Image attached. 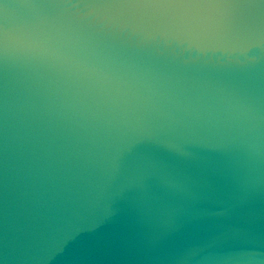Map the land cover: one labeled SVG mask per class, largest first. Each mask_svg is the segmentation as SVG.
I'll use <instances>...</instances> for the list:
<instances>
[{
    "label": "water",
    "instance_id": "obj_1",
    "mask_svg": "<svg viewBox=\"0 0 264 264\" xmlns=\"http://www.w3.org/2000/svg\"><path fill=\"white\" fill-rule=\"evenodd\" d=\"M0 264H264V0H0Z\"/></svg>",
    "mask_w": 264,
    "mask_h": 264
}]
</instances>
